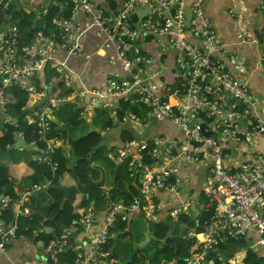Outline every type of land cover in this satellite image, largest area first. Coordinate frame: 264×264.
<instances>
[{"label":"built area","instance_id":"built-area-1","mask_svg":"<svg viewBox=\"0 0 264 264\" xmlns=\"http://www.w3.org/2000/svg\"><path fill=\"white\" fill-rule=\"evenodd\" d=\"M205 1L190 0L188 5L185 0H43L39 17H45L51 5L58 8L50 23L53 31H38L27 44L21 45H18L21 39L14 24L5 16V24L0 26V106L3 111L4 92L10 87H18L29 98L43 97L33 79L47 65L59 74L65 90H72L78 81L85 92L82 78L69 67L68 60L82 54L83 38L93 33L100 40V49L112 50L107 59L116 70L107 75L105 90L95 92V97L90 99V107L109 108L118 101L142 105L149 110L146 117L140 119L128 113L122 124L143 126L150 120H167L181 133L174 138L160 135L149 140L135 139L117 150L115 160L120 164L128 159L129 179L138 193L127 204L124 201L111 204L99 231L74 243L70 248L75 253L73 264L101 261L107 255L102 248L110 239V230L118 220L127 221L129 215L140 214L146 220L158 222L163 218L161 215L175 220L186 216L184 213L197 205L196 194L168 207L157 195L167 192L179 196L184 183L180 171L187 166L205 171L199 191L204 202L200 210L208 216L196 223L202 231L188 233L194 252L184 263L241 264L249 251L258 258V250L264 251V154L251 151L249 160H238L226 153L230 146H246L259 134H264V120L251 88L227 69L220 58L226 45L205 14ZM112 2L115 9L109 8ZM188 7L191 18L186 27ZM10 8L11 0H0L1 15ZM142 8H148L149 12L135 22V12ZM80 14L85 18L83 25L77 23ZM237 21L241 24L240 16ZM155 37L164 38L159 51L172 53L177 72L171 87L168 83L161 86L155 83L157 91L168 92L164 95L151 89L150 80L156 73L150 75L149 70L154 57L143 47L147 39ZM250 37L243 30L241 44ZM59 55L64 57L62 61L57 59ZM228 61L232 65L237 62L234 55L229 56ZM262 61L263 58L260 70L264 73ZM64 99L51 97L46 108L36 115L39 140L45 142L44 136L51 125L49 114L53 106ZM46 145L47 151L52 150ZM55 166L52 165L53 170ZM22 200L14 202L0 195V215L2 210L13 209L15 218L18 217L22 214L19 208ZM24 215L29 212L25 210ZM187 218L190 225L195 221L190 216ZM93 221L91 215L85 213L80 219L86 230ZM15 231L14 223L0 221V252L15 238ZM251 233L255 241L244 246ZM72 235L71 229L63 230L46 247V256L57 264L58 255L69 250ZM226 243L237 245L233 257L212 254Z\"/></svg>","mask_w":264,"mask_h":264},{"label":"crops","instance_id":"crops-1","mask_svg":"<svg viewBox=\"0 0 264 264\" xmlns=\"http://www.w3.org/2000/svg\"><path fill=\"white\" fill-rule=\"evenodd\" d=\"M186 3L189 5L190 0H185ZM262 3L264 4V1L262 0H206L205 1V14L208 17V19L211 22V25L216 30L217 35L222 42L223 45H226L225 50H222L220 53V58H222L223 62L225 63L227 69H229L231 72H233L238 78L247 83L248 86L251 88L252 92L255 94V96L258 98V111H260V114L264 120V73L260 70V63L261 59L264 55V9L262 7ZM20 6H24L26 10L32 11L29 7H27V2L24 0H11V10L16 11L19 9ZM38 10H34V13L36 14V19L34 23L40 24V27L42 26V22L38 17ZM141 11H145V8L137 9L135 12V22H138L140 19L143 18L144 15H141ZM232 12V14H231ZM147 13V12H146ZM146 15V14H145ZM237 16L243 17V24H239L237 21ZM88 18H86L87 20ZM18 20L15 21L14 26L16 28L17 34L20 39L24 36V30H21ZM77 23L80 25H83L85 23V18L82 14H80L77 18ZM2 26V25H1ZM49 33L52 32V28H44ZM245 30L248 34L251 35L250 39L247 40L244 44H241L240 41V33L242 35V31ZM164 41L163 37H155L147 39L143 47L147 51V53L154 57L153 65L151 66L149 73L150 75L152 72L153 74L156 73L155 77L151 78V89L155 91L156 93H160L161 95L167 94L168 92H160L157 91L155 88V83H159V86L169 84L171 87L175 81L176 76L174 70V56L170 51H159L162 47V42ZM82 54L78 57L70 58L68 60L69 67L78 74L83 81V85L86 88L87 93L83 91L81 88V85L78 84L76 81L73 85L72 91L65 97H67L68 103H61V104H55L52 108L51 113L49 114V117L51 119V122H56L59 128L65 126L68 120L67 114H65L62 111L64 110V106L74 102V103H82L79 104L83 107H85V114L83 117L88 123H91V118L94 117L96 109L93 107H90V99L92 97H95V92L97 91H103L106 88V77L109 73L116 70L114 66L112 67L109 64V61L107 58V54L112 55V50H102L100 49V40L93 34V33H87V35L82 40ZM234 55L236 58V64L232 65L228 61L229 56ZM57 59L59 61H62L64 57L62 55L57 56ZM264 64V62L262 61ZM164 68V70H161L160 68ZM44 75L45 71L43 70L40 73H37L33 79L34 85L37 81L40 87L37 85V90L40 94H42V98H45L47 96V100L45 101L44 105L41 107V109H45L48 105V98L50 95L53 94V82H49L46 84L44 82ZM1 80V77H0ZM43 88V89H42ZM42 89V90H41ZM0 91H1V85H0ZM83 92V93H81ZM42 98H39V96H36V102L37 100H40ZM46 99V98H45ZM112 101V100H110ZM65 103V104H64ZM64 105V106H63ZM61 107V109H59ZM41 109L36 110L38 113L41 111ZM37 113V114H38ZM33 112H27L24 115L23 121L26 124H32L35 121L36 115ZM14 118H12L6 111H3L0 106V136H2V127L5 123H12L15 124L16 122H13ZM125 124H123L124 126ZM134 124L128 123V125L125 127L130 130V132L133 134V136L137 140H149L153 139L154 137L165 135L167 137L174 138L175 136L181 135L178 128L172 123L167 120H150L147 124H144L143 126H133ZM93 129H97L95 127H92ZM117 130H110L107 134L103 133L106 137H109V135H112ZM49 132L45 134L44 140L49 146L52 148L58 144L61 143V141L57 140H48ZM120 133L115 134V136L119 135ZM18 138L23 137L20 135L19 131L17 130V136L16 140ZM24 141V140H23ZM108 143V142H106ZM25 146L22 148H14L12 146L11 148H7L9 150L8 159L4 162L2 160V157L0 155V163L6 164L8 166V172L10 178L16 183L15 187L10 186V192L16 194L19 196V200H22L20 203V211H22V214L24 215V211L27 210L29 212V215L31 213L30 208V198L28 193L35 192L38 189L46 188L50 184L47 180H44L42 177L33 175V177L36 178L37 181H42L43 184L40 187H35L31 190L29 188H25L23 185V180L27 181V178L32 175V171L30 167L28 166V162L31 160L38 161L39 158L34 156L33 153L27 149V145L24 142ZM53 150V149H52ZM67 150V149H66ZM6 151V150H3ZM253 151L254 153H263L264 154V134H259L255 140L252 141V143L244 145H234L230 146L227 150V154L231 155V158H236L238 160H249L251 153ZM69 153V151L67 150ZM112 153V152H111ZM116 153V152H115ZM71 154V153H69ZM110 153H108L109 155ZM110 159L106 157V159L110 162H112L113 166L118 165V162L115 160V157L117 155H113ZM107 155V156H108ZM71 157V155L68 157V159ZM67 159V160H68ZM106 160V161H107ZM75 159L68 160L69 164L74 163ZM93 161L90 165L91 171H90V180L92 182H99L101 180V176L97 179H93L95 176V170L96 167H93ZM70 168V166H68ZM111 170H113V167L108 166ZM105 173V182L103 187H99L103 190L104 197L100 198L97 201H91L90 204L84 208V213L87 215H91V220H94L91 227L86 230L82 225H79V229L75 232V239L78 241L79 239L86 238L91 236L92 234L99 231V229L102 227V223L104 220L105 213L109 206L112 204L113 201H111V197L109 196V190L112 188L111 183L113 180L112 172L109 171L108 174L104 170ZM180 176L183 178V186L180 189L179 196H175L173 194H168L167 192L158 194V200L163 202L167 207L175 205L179 200H184L186 198H189L191 195H195V201L197 202V205H194L191 210L184 213L186 216H183L180 218V220H175L173 218H169L166 215H161L160 218L163 222H169L173 224L172 229V236H176V234H173L175 231V222L179 223H186L189 224V219L187 217H192L195 221L190 225L192 230H196L197 232L202 231L201 227H197L196 223L199 221H203L207 218V214L201 213V208H203V199L202 196H200V190L204 183L205 179V171L197 166H187L183 167L182 171H180ZM68 181V180H67ZM66 181V182H67ZM131 181V180H130ZM65 181H61L63 185H69ZM75 184V183H74ZM130 185L134 186V183H129ZM18 185L21 187L19 188ZM58 185V184H57ZM54 190V189H53ZM49 191V190H48ZM47 191V192H48ZM47 192L40 194L38 196V202H40V206L44 207L47 206L49 203L52 202V199L50 196H48ZM26 194V197H23ZM83 198V197H82ZM87 199V195L85 196ZM122 201V200H120ZM118 201V202H120ZM202 202V204H201ZM13 210V209H11ZM13 220H15V211L13 210ZM169 218V219H168ZM12 220V221H13ZM191 220V219H190ZM148 223H151L152 225H156L158 223L157 220L155 221H149L146 220L142 215L140 214H134L131 216V222H130V228L126 229L130 235L123 239L122 241H118L117 244V259L112 260L111 264H127L133 260V256L136 255L140 260L142 264H148V254L145 252V250H151L152 245L148 241L147 233L144 234V238H146V242L143 240L140 234L137 232L139 228L142 229L141 224L143 227H147ZM81 224V223H80ZM132 231H134L136 234L133 236ZM169 231V230H168ZM37 232V233H36ZM146 232V230L144 231ZM193 232V231H192ZM38 229H35L34 234H38ZM168 234V233H167ZM181 234L177 235L180 236ZM34 236V235H33ZM115 234H113L114 238ZM35 236L31 239L28 238H15L12 239L6 246L5 250L3 252H0V264H46L45 260L47 259L45 254V249H42L41 245L36 244L34 242ZM248 243L245 245H250L255 241L254 234L251 233L247 239ZM173 243V242H172ZM189 246H188V245ZM186 245H178L177 247H174V244L172 247L174 250H179L181 252L180 246H186L187 252L183 254L181 252L180 256H186L189 257L194 252V247L192 245V242L188 240V243ZM226 244H233V243H226ZM226 244L222 245L220 249L215 250L212 254H219L220 253H227L228 248L226 247ZM235 245V244H233ZM164 247V241L163 246L161 248L156 247L157 251H160ZM244 249V248H243ZM237 250V245H236ZM87 251V249H84V252ZM234 254L230 257H233ZM259 258L256 255V258L259 261H255L257 264H264V251L259 249L258 250ZM107 256V255H106ZM105 256V257H106ZM105 257L98 262L97 264H105ZM186 257V258H187ZM224 257V256H223ZM242 256H239L241 258ZM185 258V259H186ZM174 264H181V261L179 259H174ZM161 261L155 264H160ZM244 263L246 261L244 260ZM243 261L241 264H244ZM56 264V263H54ZM162 264H171V262L166 263L164 260L162 261Z\"/></svg>","mask_w":264,"mask_h":264},{"label":"trees","instance_id":"trees-1","mask_svg":"<svg viewBox=\"0 0 264 264\" xmlns=\"http://www.w3.org/2000/svg\"><path fill=\"white\" fill-rule=\"evenodd\" d=\"M27 2V7L32 11L26 10L24 6H20L18 10H9L5 14H0V26L5 23V20L9 16L11 23L14 24L18 20V24L21 30H24V36L19 40L18 45L27 44L33 37V35L42 30L43 25L50 23L57 15L58 8L54 6L48 7V14L41 18L42 26L34 23L36 14L34 10L41 8L43 0H24ZM264 1V0H262ZM110 9H115L114 2L109 3ZM264 62V55H263ZM53 82V97L63 98L70 93L71 90H65L62 87L63 81L60 80L59 74L52 68H45L44 82L48 84ZM40 87L38 82H35V87ZM43 89V88H42ZM41 89V90H42ZM3 100L5 103V111L14 119L17 120L15 124L5 123L2 127V136H0V149L7 150L11 148L16 142L17 130L23 137L24 142L27 146H32L34 150L40 152L47 151V145L45 142L38 139L39 124L35 120L32 124H26L23 121L24 115L21 114L22 110L31 106L36 97H27V94L20 90L18 87H10L5 89ZM82 103H70L64 108L67 111H62L68 116L67 123L65 126L59 128L55 123L51 122L48 140H57L61 142L68 141L72 147L73 155L77 156L74 161L73 167L69 168L68 157L71 155L63 148L52 147L53 154L50 158H39L38 161L31 160L28 162V166L33 172L27 181H22L25 188L29 190L40 187L43 184L42 181H37L33 175L42 177L44 180L50 182V184L57 185L61 181H67L66 183L72 185L77 181L82 184H87L91 178L90 176V164L86 162V158L92 155V161L101 152L103 148L108 150V153L122 149L126 144L133 142L136 138L130 132L129 129L125 128L122 124L123 118L128 114H133L140 119L146 117L148 108L138 104H128L124 101H118L112 104L109 108L99 107L95 111L96 123L93 121L88 123L83 115L85 114V107L79 105ZM35 114L38 111H34ZM95 127L97 129H93ZM110 130H119L120 134L115 136V131L109 137L103 135L108 133ZM108 142V143H106ZM115 149V150H114ZM94 150H96L94 152ZM94 152V153H93ZM105 160L106 157H105ZM108 166L113 167L109 171L112 172L113 180L111 183L112 188L109 190V196L111 197L112 204L118 203L123 200L126 204L131 202L137 195L138 191L133 186L129 179V172L127 171L128 159H124L120 164L113 166L112 162L108 161ZM52 165L55 166L53 170ZM99 170L98 168H96ZM100 171V170H99ZM104 172V171H103ZM105 174V173H104ZM106 176V175H105ZM127 185V186H126ZM10 186L15 187L16 183L10 178L8 172V166L0 163V195L7 197L14 202L19 200V196L10 192ZM48 196L51 197L52 202L47 206H40L38 197L31 196L30 198V215L19 214L15 218L14 224L16 226L15 238L25 237L31 239L35 236L34 242L41 245L42 249H45L51 241L56 240L65 228H70L76 232L79 229V218L84 214V208L87 207L91 201H97L104 197L103 190L99 187H93L87 192V199L82 198L80 194L73 193L67 200L64 208L59 210L60 202L63 198L62 193L59 191L50 189L47 192ZM13 210L5 209L2 210L0 215V221H4L6 224H10L13 220ZM54 217L52 221H47L43 224L44 219ZM35 229H38V234H34ZM127 229V222L118 220L115 226L111 229V233L117 234L118 232H124ZM147 230L152 234L155 241H165L164 247L155 252L153 262H159V256L168 263L174 259H179L181 264H184L186 256H180L179 250H174L172 247L173 243L167 239L168 228L162 222L152 225L148 223ZM37 233V232H36ZM34 235V236H33ZM130 233L127 231L123 236L119 237V241H122L128 237ZM113 237L110 238L106 245L103 246L102 251L109 253L112 246ZM75 243V240L70 243L69 250L60 253L57 257V264H73L75 253L70 249ZM8 246V245H7ZM117 248L111 253L112 260L117 259ZM143 260V258H141ZM141 260L134 255L133 260L127 264H142ZM247 264L259 261L256 258V254L249 251L245 259Z\"/></svg>","mask_w":264,"mask_h":264},{"label":"water","instance_id":"water-1","mask_svg":"<svg viewBox=\"0 0 264 264\" xmlns=\"http://www.w3.org/2000/svg\"><path fill=\"white\" fill-rule=\"evenodd\" d=\"M146 12H149L148 8H145V11H141V15H145ZM186 21H185V25L186 27H189V22H190V18H191V9L190 7H188L186 9ZM46 99L42 98L40 100H37L36 102H34L31 106L25 108L22 110L21 114H26L27 112H33L35 110H39L41 109V107L44 105ZM68 103V102H65ZM64 103V104H65ZM13 122H16V119L12 120ZM56 125H58L56 122H53ZM201 127L203 128V124H201ZM117 133H120V131H118ZM14 148H22L25 146L24 141L22 138H18V140H16L15 144L13 145ZM55 148H63V149H67L70 153H71V157L68 159L69 161L72 159H76L77 156L73 155L72 153V147L70 146L68 141L65 142H61L60 144L56 145ZM27 149L30 150L34 156L41 158V157H45V158H49L52 156L53 152L49 151V152H40L37 150H34V148L32 146H27ZM96 150H94L95 152ZM93 152V153H94ZM8 154H9V150L3 151L2 149H0V155L2 157V160L5 162L8 159ZM86 162L88 164H92V155L88 158L85 159ZM95 167V166H93ZM98 168L101 172H102V176H101V180L99 182H92L89 181L87 184H82L80 181H77L75 184L72 185H63L62 183H59L58 185H48L45 189L41 188L36 190L35 192H31L29 195L30 196H38L40 194H43L45 192H47L50 189H54L56 191H59L60 193H62L63 198L60 202V206H59V210H62L64 208V205L66 204L67 200L69 199V197L71 196V194L73 193H78L80 194L82 197H84L87 192L93 188V187H103L104 186V182H105V174L103 172V170L100 167H96ZM18 187L20 188L21 186L18 185ZM15 215V213H14ZM54 219V217L49 218V219H44L43 220V224L46 223L47 221H52ZM130 222H131V216H128V220H127V228H130ZM12 225V224H11ZM164 225L167 226L168 228V234H167V239L171 240L174 243V247H177L178 245H186L187 244V240L181 238L180 236H172V229H173V224L169 223V222H164ZM127 232V230H125L124 232H118L112 241V246L110 248L109 251V255L105 258V264H111L112 262V257H111V253L116 249L118 241H119V237L123 236L125 233ZM226 247L228 248V252L227 253H223L220 251V253L222 254V256L224 257H230L234 254V252L236 251V245L233 244H226ZM46 264H53L52 260L48 257L45 260ZM175 261H172L171 264H174ZM252 264H257L256 262H252Z\"/></svg>","mask_w":264,"mask_h":264},{"label":"rangeland","instance_id":"rangeland-1","mask_svg":"<svg viewBox=\"0 0 264 264\" xmlns=\"http://www.w3.org/2000/svg\"><path fill=\"white\" fill-rule=\"evenodd\" d=\"M160 69L161 70H164V68H162V67ZM61 107L62 106H60L59 109H61ZM64 110L67 111L65 108H64ZM91 120L94 123L97 122V120L95 119V117L91 118ZM127 125L128 124H125L124 127H126ZM112 153H114L113 155H117V151H112ZM112 153L110 152L111 155H112ZM107 155H108V150H106L105 148H103L101 150V152L94 158L93 164H94V166L100 167L103 171L105 170L107 172V174H108V172H109L108 162L105 160V157H107ZM73 164H74L73 162L69 164L70 168L73 167ZM95 171L96 172L94 174L95 176L93 177V179H97V178H99L101 176V172L99 170L96 169ZM201 204H202V202H201ZM141 226H142V229L139 228L137 230V232L142 237V241L144 240L145 242H146V238H144V234L147 233L148 241L151 243L153 249H151V250H145V252H147V254H148V264H154L153 257H154L155 252H157L156 247L161 248L163 246V241H160V242L155 241V239L152 236V234L147 230V227L146 226L143 227L142 224H141ZM145 230H146V232H144ZM191 231H193V230L190 227V225H188L186 223L175 222V231H174L173 234H176V236L179 235V234H181L182 237L187 238L188 233L191 232ZM135 234L136 233L134 231H132V235L134 236ZM180 249H181V252L183 254H185L187 252V247L186 246H180ZM159 261H161L160 264H162L163 259H162L161 256H159Z\"/></svg>","mask_w":264,"mask_h":264},{"label":"clouds","instance_id":"clouds-1","mask_svg":"<svg viewBox=\"0 0 264 264\" xmlns=\"http://www.w3.org/2000/svg\"><path fill=\"white\" fill-rule=\"evenodd\" d=\"M52 1H53V0H51V2H52ZM262 7H263V9H264V4H263V3H262ZM40 9H41V8H40ZM10 10H11V8H10ZM39 11H40V10H39ZM39 11H38V13H39ZM7 17H9V16L7 15ZM38 17H39V15H38ZM240 17H241V23L243 24V17H242V16H240ZM9 18H10V17H9ZM41 18H42V17H39L40 20H41ZM10 21H11V18H10ZM41 21H42V20H41ZM4 24H5V23H4ZM44 28H49V27H48L47 24H44V25H43V29H44ZM40 31H42V30H40ZM44 31L47 32V33H49V32L46 31L45 29H44ZM35 34H36V33H35ZM35 34H34V35H35ZM34 35H33V36H34ZM46 67H49V65L45 66V68H46ZM45 68L43 69L44 71H45ZM49 68H50V67H49ZM33 84H34V81H33ZM36 89H37V88H36ZM37 91H38V90H37ZM71 91H72V90H71ZM51 97H53V96L50 95V97H49L48 99H50ZM45 98H46V100H47V96H45ZM53 98H60V97H53ZM63 98H65V99H64V101H62V103H63V102H66L67 99H68L67 97H63ZM95 109H97V108H95ZM49 118H50V117H49ZM50 120H51V119H50ZM118 131H119V130H118ZM118 131H117V132H118ZM49 151H52V152H53V150H49ZM49 151H46V152H49ZM41 158H45V157H41ZM49 158H50V157H49ZM107 158L110 159L108 156H107ZM30 193H31V192H30ZM30 193H28V195H29ZM85 196H86V195H85ZM85 196H84V197H85ZM29 197H31V196L29 195ZM81 197H82V196H81ZM84 197H83V198H84ZM122 202H123V200H122ZM83 210H84V209H83ZM81 218H82V216L79 218V225H82V224H80V223H81V222H80V219H81ZM126 222H127V221H126ZM160 222H162V223L164 224L163 221H160ZM160 222H158V223H160ZM13 223H14V220H13L10 224H13ZM114 226H115V225H114ZM65 229H67V228H65ZM65 229H63V230H65ZM69 229H70V228H69ZM63 230H62V232H63ZM71 231H72V230H71ZM62 232H61V233H62ZM72 232H73V235H72L73 239L71 240V242H73V240H75V242H76L77 239H75V237H76V236H75V232H74V231H72ZM112 237H113V235H112L111 230H110V238H112ZM180 237L183 238V239H186V240H187V243H188V239H187V238H184V237H182L181 235H180ZM14 239H15V238H14ZM170 241H171V240H170ZM71 242H70V243H71ZM171 242H172V241H171ZM164 243H165V241H164ZM173 244H174V243H173ZM48 245H49V244H48ZM187 245H188V244H187ZM6 246H7V245H6ZM6 246H5V248H6ZM188 246H189V245H188ZM45 249H46V248H45ZM108 255H109V253L107 254V256H108ZM107 256H106V257H107ZM106 257H105V258H106ZM46 258H48V257H46ZM102 259H103V258H102ZM102 259H101V260H102ZM104 260H105V259H104ZM184 261H185V259H184ZM52 262H53V261H52ZM99 262H100V261H99ZM171 262H172V261H171ZM53 264H54V262H53ZM184 264H185V263H184Z\"/></svg>","mask_w":264,"mask_h":264}]
</instances>
